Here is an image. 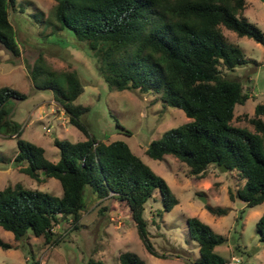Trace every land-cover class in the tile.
Returning a JSON list of instances; mask_svg holds the SVG:
<instances>
[{"label":"trees","instance_id":"trees-1","mask_svg":"<svg viewBox=\"0 0 264 264\" xmlns=\"http://www.w3.org/2000/svg\"><path fill=\"white\" fill-rule=\"evenodd\" d=\"M15 0H0V45L13 56L20 53L8 7ZM246 0H55V27L67 29L96 58L100 75L113 90L158 94L160 100L181 109L189 120L165 130L151 140L145 154L156 160L172 155L200 178L210 165L234 170L241 186L229 188V197L252 207L264 201V104H257L249 119L253 130L233 125L236 104L249 97L242 84L224 72L247 63L237 45L223 33L247 36L264 44V32L244 15ZM34 87L51 91L69 122L85 136L71 141L55 136L56 161L42 146L21 137V126L12 120L10 100L26 94L0 87V133L14 138L13 158L20 170L36 180L54 177L61 195L24 186L21 182L0 189V226L21 240L31 233L45 243L59 241L55 227L67 220L77 229L89 197L106 200L105 209L126 216L136 227L145 249L150 244L144 204L159 199L162 211L178 203L167 181L135 154L123 140L96 139L82 120L89 107L74 103L83 85L76 71H57L40 54L29 68ZM116 125L130 134L118 121ZM157 192V196L154 193ZM204 207L214 215L226 208ZM189 235L198 244L195 264H224L215 246L226 237L196 216H188ZM259 240L264 241V210L257 219ZM0 237V248H12ZM15 248V247H14ZM120 264H145L130 250L120 251ZM84 264H104L88 257Z\"/></svg>","mask_w":264,"mask_h":264},{"label":"rangeland","instance_id":"rangeland-1","mask_svg":"<svg viewBox=\"0 0 264 264\" xmlns=\"http://www.w3.org/2000/svg\"><path fill=\"white\" fill-rule=\"evenodd\" d=\"M54 4L55 0H15L13 7H8L20 53L13 56L0 45V87L9 86L27 95L23 100H10V115L21 126V137L42 146L51 161L59 157L53 145L55 136L74 142L85 139L69 122L51 91L33 86L29 68L41 54L57 71H76L83 90L74 103L89 107L82 116L89 132L106 142L116 139L126 142L167 181L178 203L161 215H154L162 209L158 198L144 204L148 238L156 256L145 249L132 221L107 211L108 201L89 197L77 229L71 228L67 220L55 227L60 238L55 244L45 243L42 237L31 233L15 240L12 233L0 226V237L15 247L0 248V264H84L88 257L101 259L104 264H120L118 254L124 250L137 253L145 264H195L199 250L189 235L188 216L198 217L215 233L226 237L224 243L215 246V251L225 259L224 264H231L232 257L238 259V264H264V241L259 240L255 225L264 210V201L247 207L229 197L228 189L243 183L234 170L223 171L210 165L197 178L189 173L184 162L172 155H165L162 160L148 157L145 148L151 140L189 118L181 109L163 103L158 94L110 89L85 44L77 41L69 30L55 27ZM243 13L264 32V0H246ZM222 30L248 60L235 71L224 72L226 77L237 79L249 94L243 104L235 105L231 123L252 131L249 119L255 105L264 104V44L237 36L226 28ZM116 121L130 134L119 128ZM16 152L15 139L0 133V189L21 182L29 188L61 195V185L54 177L36 180L23 173L13 161ZM205 203L226 208L227 212L214 215L204 207Z\"/></svg>","mask_w":264,"mask_h":264},{"label":"built area","instance_id":"built-area-1","mask_svg":"<svg viewBox=\"0 0 264 264\" xmlns=\"http://www.w3.org/2000/svg\"><path fill=\"white\" fill-rule=\"evenodd\" d=\"M231 264H238V259L235 257H232Z\"/></svg>","mask_w":264,"mask_h":264},{"label":"water","instance_id":"water-1","mask_svg":"<svg viewBox=\"0 0 264 264\" xmlns=\"http://www.w3.org/2000/svg\"><path fill=\"white\" fill-rule=\"evenodd\" d=\"M219 168H220L221 170H223V171L227 170V168H226L225 166H223V165H219ZM202 200L204 201V199H202Z\"/></svg>","mask_w":264,"mask_h":264}]
</instances>
